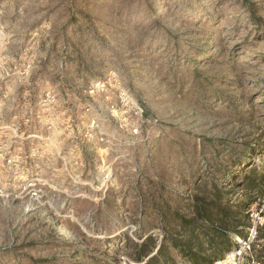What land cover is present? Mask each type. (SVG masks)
Wrapping results in <instances>:
<instances>
[{
  "label": "rangeland",
  "instance_id": "rangeland-1",
  "mask_svg": "<svg viewBox=\"0 0 264 264\" xmlns=\"http://www.w3.org/2000/svg\"><path fill=\"white\" fill-rule=\"evenodd\" d=\"M263 216L264 0H0V264H264Z\"/></svg>",
  "mask_w": 264,
  "mask_h": 264
},
{
  "label": "built area",
  "instance_id": "built-area-1",
  "mask_svg": "<svg viewBox=\"0 0 264 264\" xmlns=\"http://www.w3.org/2000/svg\"><path fill=\"white\" fill-rule=\"evenodd\" d=\"M47 101H48V105L49 106H51L55 102L54 97L51 96V94H49ZM111 107H113V106H111ZM76 114H75L76 118L74 120V123L76 124V128H77V135H76V137H78V136H81V129H79V126H78V124L81 121L79 120V116H77ZM49 128L52 129L53 127L52 126H49ZM35 185H36L35 182H33V181L30 182V187L32 188V190H31V192H32L31 197L34 200H37V199H40L41 196H40V189L39 188H36ZM260 225H261L262 229L264 230V216H263V219H262V223ZM255 236H256V229H254L252 231L251 238H254ZM244 253H245L244 250L235 248V249L232 250V252H230L229 254H227L224 259L218 260L214 264H244V261H245L244 260ZM252 264H261V263H256L254 261Z\"/></svg>",
  "mask_w": 264,
  "mask_h": 264
},
{
  "label": "trees",
  "instance_id": "trees-1",
  "mask_svg": "<svg viewBox=\"0 0 264 264\" xmlns=\"http://www.w3.org/2000/svg\"><path fill=\"white\" fill-rule=\"evenodd\" d=\"M207 219H209L208 221H211V220H212L211 218H207ZM148 240H149V241H153L152 238H150V237L148 238ZM148 240H147V241H148ZM145 245L147 246L148 243H145ZM157 247H158V246H156L155 243L152 242V245H150V246L148 245V250L145 252L144 255H145L146 257L150 256V255L156 250ZM163 248H164V243H162V245H161L160 248H159V251H158L159 254L162 253L161 250H163ZM142 258H143V257H141V259H142ZM214 260H215V259L213 258L209 264H213ZM214 263H215V262H214Z\"/></svg>",
  "mask_w": 264,
  "mask_h": 264
}]
</instances>
